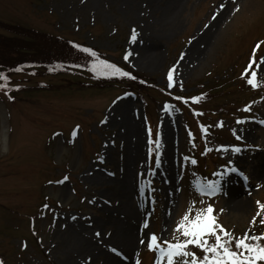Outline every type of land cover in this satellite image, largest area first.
Instances as JSON below:
<instances>
[{
    "label": "rangeland",
    "instance_id": "374dc122",
    "mask_svg": "<svg viewBox=\"0 0 264 264\" xmlns=\"http://www.w3.org/2000/svg\"><path fill=\"white\" fill-rule=\"evenodd\" d=\"M175 1L0 0V20L84 41L153 81L139 96L37 75L16 100L0 93L2 264H106L124 256L113 237L125 220L138 233L128 264H157L151 235L162 245L183 240L177 225L190 207L194 216L211 205L234 237L264 233V0H182L173 18ZM222 6L225 16L201 37ZM194 48L198 58L179 72ZM253 71L257 86L244 85ZM40 80L54 86L37 88ZM209 85V99H192ZM85 238L98 251L83 248Z\"/></svg>",
    "mask_w": 264,
    "mask_h": 264
},
{
    "label": "trees",
    "instance_id": "16d2710c",
    "mask_svg": "<svg viewBox=\"0 0 264 264\" xmlns=\"http://www.w3.org/2000/svg\"><path fill=\"white\" fill-rule=\"evenodd\" d=\"M0 26L10 32L8 34L0 32V73L8 77V87L0 89V93L11 100L18 99L21 92L30 89L31 87L25 83L31 81L37 75H71L75 78L68 81L70 85L105 88L117 86L139 96H141V92L153 85L150 77L111 60L106 52L84 41L2 20H0ZM76 45L81 47L77 48ZM84 47L94 50L99 60H106L117 65L123 71L130 73V76H102L94 73L92 64L97 58L92 57L90 53L83 52ZM227 80H230V76L224 82H227ZM0 83H4V81L0 80ZM38 84L37 88L42 89L54 86L45 80H40ZM219 84L220 81L217 80L213 88ZM243 84L249 85L246 81ZM211 89L212 87L209 85L201 91L197 95V97H200L199 100L209 99V90ZM203 156L206 164L209 161V156L206 154H203ZM210 158L212 159V156ZM207 173L212 178L213 172L207 169ZM198 251V254L202 255V252ZM0 261H2L1 257Z\"/></svg>",
    "mask_w": 264,
    "mask_h": 264
},
{
    "label": "snow or ice",
    "instance_id": "6c2138e0",
    "mask_svg": "<svg viewBox=\"0 0 264 264\" xmlns=\"http://www.w3.org/2000/svg\"><path fill=\"white\" fill-rule=\"evenodd\" d=\"M136 33L133 31L132 38L135 39ZM259 44L253 49L252 60H250L248 67L251 68L253 63H256V49L259 48ZM80 48V45H76ZM85 53H90L92 57H96L97 60L93 61L92 71L102 76H130V73L123 71L117 65L110 63L106 60H99L97 53L91 48L84 47L82 49ZM127 59V56H125ZM260 63H264V56L260 58ZM260 63H257L259 69ZM257 72H251V78L247 79V83L253 87L257 86ZM134 79V77H133ZM0 80L4 83H0V89H6L8 87V77L0 73ZM169 82L172 81V72L168 74ZM171 86V83H170ZM177 99H183L177 97ZM195 101H198L200 97H193ZM166 109L172 108L171 105H165ZM241 121H238L240 123ZM151 132V130H149ZM75 135V131L73 132ZM160 133H156L155 144V163L159 166L160 154L159 149L161 147V141L159 139ZM239 139V137H238ZM233 151L239 152L240 148H234ZM195 164L196 161L192 160ZM151 171V169H150ZM228 171L235 172V168H231ZM222 175V174H221ZM64 179H67L65 177ZM219 181H209L207 185L208 192L214 193L218 190ZM259 204V202H258ZM261 210H264V204H259ZM213 208L208 205L206 209H200L192 216V208L190 207L185 215L181 218V221L177 225V230L182 229L183 240L178 237H174L175 242L164 241L162 244L158 243V238L155 234H152L147 247L149 250H155L158 252L157 264L159 261L166 258L167 264H264V233L258 235H249L247 232L242 237H234L233 234L227 232L218 225L215 216L212 214ZM258 216L260 213L257 214ZM253 225L256 223V217L253 218ZM260 224L264 225V219L260 220ZM215 225V227H214ZM219 229V232L217 231ZM144 241H141L143 243ZM194 245L196 249L202 252V255H198L197 251L189 250L188 246ZM113 252L116 249H112ZM2 264V261H0ZM137 264H140L137 261Z\"/></svg>",
    "mask_w": 264,
    "mask_h": 264
},
{
    "label": "bare ground",
    "instance_id": "6f19581e",
    "mask_svg": "<svg viewBox=\"0 0 264 264\" xmlns=\"http://www.w3.org/2000/svg\"><path fill=\"white\" fill-rule=\"evenodd\" d=\"M181 1L182 0H176L174 2V4L171 6V12H173V14H172L173 18L176 16V12H178ZM225 8H226L225 6H222L220 9L217 10V15L215 18L213 17V20L211 21V23L209 25V29H206L201 37H209V35L211 34V30L214 27V25L216 23H218L219 19H221L225 16V14H226ZM189 50H190V52L188 51L189 53H187V56H186L187 58H184L183 61L179 64V68H180L179 72L182 71L181 65L185 66V63L186 64H187V62L190 63L193 59H197L199 56V50H197L196 48H194L193 50L192 49H189ZM149 55L151 56L150 53H149ZM156 59H157V57L153 58L151 60V62L155 63ZM169 142H170V139H167V141H166L167 147H165V150H166L165 157H168V152H169L168 143ZM131 149H132L133 153L134 152L137 153L140 149L138 142H133L131 144ZM233 190L237 191L235 187H233ZM232 193H233V191H232ZM230 196H231V194H230ZM232 196H235V194L233 193ZM229 202H231V201H229ZM236 205H240V203H238ZM128 226L129 227L127 228L126 227V220H125V223L123 222V229H118L115 232V235L113 237L114 239H116L120 242L119 244L122 246L123 249H126L125 252L124 251L122 252V250H121V252L123 253L124 256L122 258H119L118 256L114 257L112 255H108L106 264H128V254H129V252H131L132 248L135 247V245L137 246L136 240H137V236H138V233H137L135 226L130 225V224ZM82 242H83L82 243L83 248L91 249V251H93V253L98 251V248L93 246V239L85 238L84 240H82Z\"/></svg>",
    "mask_w": 264,
    "mask_h": 264
}]
</instances>
